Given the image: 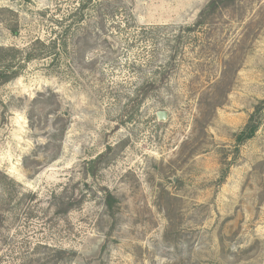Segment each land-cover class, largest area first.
Returning a JSON list of instances; mask_svg holds the SVG:
<instances>
[{
	"label": "rangeland",
	"instance_id": "rangeland-1",
	"mask_svg": "<svg viewBox=\"0 0 264 264\" xmlns=\"http://www.w3.org/2000/svg\"><path fill=\"white\" fill-rule=\"evenodd\" d=\"M209 2L0 0V264H264V0Z\"/></svg>",
	"mask_w": 264,
	"mask_h": 264
},
{
	"label": "trees",
	"instance_id": "trees-1",
	"mask_svg": "<svg viewBox=\"0 0 264 264\" xmlns=\"http://www.w3.org/2000/svg\"><path fill=\"white\" fill-rule=\"evenodd\" d=\"M235 2L236 0H210V2L206 5V7L201 11L199 15V20L195 24L194 28L195 29L202 28L209 16L215 14L220 9H225L230 7L231 5L235 4ZM5 72L6 71L4 70H0V78L4 77L3 81L0 82L1 85L10 80V78H7L5 76L6 75ZM259 109L260 107H257V111L253 113L246 126L236 135L237 149L239 146H241L248 140L252 139L259 130V125L255 122V117ZM61 253L65 254V252H61Z\"/></svg>",
	"mask_w": 264,
	"mask_h": 264
},
{
	"label": "water",
	"instance_id": "water-1",
	"mask_svg": "<svg viewBox=\"0 0 264 264\" xmlns=\"http://www.w3.org/2000/svg\"><path fill=\"white\" fill-rule=\"evenodd\" d=\"M157 117H158V119L160 120V121H166L167 120V118H168V115H167V113L166 112H159L158 114H157Z\"/></svg>",
	"mask_w": 264,
	"mask_h": 264
}]
</instances>
